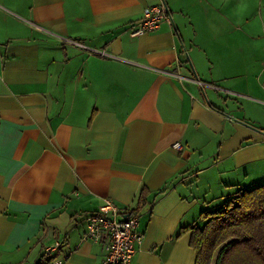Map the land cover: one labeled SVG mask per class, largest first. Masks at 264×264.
Segmentation results:
<instances>
[{
	"label": "crops",
	"instance_id": "crops-1",
	"mask_svg": "<svg viewBox=\"0 0 264 264\" xmlns=\"http://www.w3.org/2000/svg\"><path fill=\"white\" fill-rule=\"evenodd\" d=\"M239 2L0 0V264L57 242L52 262L102 264L104 199L138 216L132 264H195L180 229L264 184V0L244 23ZM160 3L171 23L133 37Z\"/></svg>",
	"mask_w": 264,
	"mask_h": 264
},
{
	"label": "trees",
	"instance_id": "trees-1",
	"mask_svg": "<svg viewBox=\"0 0 264 264\" xmlns=\"http://www.w3.org/2000/svg\"><path fill=\"white\" fill-rule=\"evenodd\" d=\"M164 189L162 190V192ZM216 211H203L190 232L195 264H264V184L239 190ZM45 252L37 264H51Z\"/></svg>",
	"mask_w": 264,
	"mask_h": 264
},
{
	"label": "built area",
	"instance_id": "built-area-1",
	"mask_svg": "<svg viewBox=\"0 0 264 264\" xmlns=\"http://www.w3.org/2000/svg\"><path fill=\"white\" fill-rule=\"evenodd\" d=\"M162 22L171 23L165 4L152 5L145 8L141 19L132 28L131 35L138 36L152 33ZM101 55H104L101 52ZM182 151L183 146L176 142L172 146ZM84 238L93 243L104 242V258L102 264H132L136 247L143 242L144 234L138 229V216L127 210L120 209L110 199H104L100 206L85 213ZM60 244L47 247L46 251L56 250ZM51 264H62L57 260Z\"/></svg>",
	"mask_w": 264,
	"mask_h": 264
},
{
	"label": "clouds",
	"instance_id": "clouds-1",
	"mask_svg": "<svg viewBox=\"0 0 264 264\" xmlns=\"http://www.w3.org/2000/svg\"><path fill=\"white\" fill-rule=\"evenodd\" d=\"M230 2L231 0H214V3L217 7H220L221 5L227 7ZM254 3H256V0H240L239 4L232 13L235 17H237V23H244V18L249 13L250 7ZM262 22H264V11H262L261 15L256 17L249 27L260 26ZM259 31L264 33V27H260ZM261 45H264V39L254 41V47L259 48ZM257 83H259V81H257Z\"/></svg>",
	"mask_w": 264,
	"mask_h": 264
},
{
	"label": "rangeland",
	"instance_id": "rangeland-1",
	"mask_svg": "<svg viewBox=\"0 0 264 264\" xmlns=\"http://www.w3.org/2000/svg\"><path fill=\"white\" fill-rule=\"evenodd\" d=\"M261 184H262V182H260ZM259 182H256V183H254V184H252L251 186H248V185H245L244 186V189H250V187H255V186H258V185H261ZM225 205L223 204L222 206H221V208L222 207H224Z\"/></svg>",
	"mask_w": 264,
	"mask_h": 264
},
{
	"label": "water",
	"instance_id": "water-1",
	"mask_svg": "<svg viewBox=\"0 0 264 264\" xmlns=\"http://www.w3.org/2000/svg\"><path fill=\"white\" fill-rule=\"evenodd\" d=\"M169 13V12H168ZM170 15V14H169Z\"/></svg>",
	"mask_w": 264,
	"mask_h": 264
}]
</instances>
